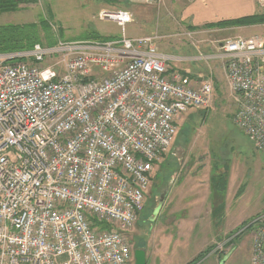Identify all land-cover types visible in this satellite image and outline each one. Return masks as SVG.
<instances>
[{"label": "built area", "instance_id": "obj_1", "mask_svg": "<svg viewBox=\"0 0 264 264\" xmlns=\"http://www.w3.org/2000/svg\"><path fill=\"white\" fill-rule=\"evenodd\" d=\"M97 18L121 35L0 54V264H133L129 233L154 166L179 116L214 93L211 70L192 79L171 64L218 63L233 121L264 155L263 35L212 40L206 50L193 40L196 55L180 57L159 52L158 35L126 36L128 11ZM247 228L249 264H264V210Z\"/></svg>", "mask_w": 264, "mask_h": 264}, {"label": "rangeland", "instance_id": "obj_2", "mask_svg": "<svg viewBox=\"0 0 264 264\" xmlns=\"http://www.w3.org/2000/svg\"><path fill=\"white\" fill-rule=\"evenodd\" d=\"M35 1L0 12V26L32 24L41 43H46L45 38L50 41L48 36L61 40L94 39L96 35L109 38L120 36L122 29L99 20L98 11H131L132 23L140 26L145 36L158 35L157 50L170 55H182L178 52L188 47L195 56L193 40L206 50L212 40L240 36L205 32L207 28L203 27L195 31L192 39H185L180 35L187 31L185 25L174 22L175 18L178 21V14L166 1L151 5L140 0ZM223 6L217 1L216 9L209 15L200 12L195 16L209 18L212 23L234 19L223 13ZM47 21L50 29L44 30ZM25 33L23 41L27 44L32 32L27 29ZM175 33L179 34L178 39L170 36ZM188 65L194 69L199 66L201 73L212 71V101L207 107L190 109L179 116L177 135L169 152L155 165L143 209L129 233L130 243L133 250L143 249L145 264H210L209 256L214 258L216 254L221 257L219 264H249L253 239L244 228L264 210V155L236 127L235 105L218 63L209 62L206 66L192 60ZM193 195L202 200L194 206V214L201 213L200 217L187 215L186 200ZM212 206L211 217L205 207ZM210 225H214V230L215 226L221 229L211 232ZM240 232L243 233L236 239Z\"/></svg>", "mask_w": 264, "mask_h": 264}, {"label": "crops", "instance_id": "obj_3", "mask_svg": "<svg viewBox=\"0 0 264 264\" xmlns=\"http://www.w3.org/2000/svg\"><path fill=\"white\" fill-rule=\"evenodd\" d=\"M164 2H168L169 5L172 8V12L173 13H177L178 14V21L176 20V18L174 19V22L177 24H183L185 25L184 27L186 28V30H197L200 27H204L207 24H211L212 22H209V18H205V19H199L195 16V13H203V14H208L216 9L215 5L217 3V1H219V3L221 5H224L223 7L225 9H223V13H225L226 15H228L227 17H232V18H236V17H243V16H249V15H254L257 13H260L259 8L257 6L256 0H163ZM176 10V11H175ZM262 13V12H261ZM231 19V18H228ZM181 22V23H179ZM134 26V29L132 28ZM197 28V29H194ZM181 30V29H180ZM210 31H217L220 32V34H222L223 36H227V35H231L233 33H238L235 35H240V36H244V37H248V36H252V35H258V34H263L264 35V24L261 25H252V26H244V27H236V28H226V29H207ZM186 32V31H185ZM124 33L127 34L128 37H139V36H145L142 30V28L140 26H136L133 23L132 24H128L125 26L124 28ZM180 33V32H178ZM184 32H182L180 35L182 37H184L182 34ZM227 34V35H226ZM171 37H175L176 39H178L179 34L175 33V34H171ZM109 40H115L117 39L119 36L117 35H109L108 36ZM185 38V37H184ZM226 38V37H225ZM186 39V38H185ZM58 39H56L57 41ZM61 40V39H60ZM84 40H68V41H85ZM92 41H100L97 39H91ZM182 52H178V53H182V55H178L180 57H188L189 55H191V49H189L187 47V50L185 49H181ZM194 50V49H193ZM177 55V54H176ZM190 62H183V63H179L177 65L171 64V67L173 69H177L179 70L181 73L188 75L190 78L195 79L199 74L201 73V69L200 67H196L195 70L193 67H191ZM203 72V71H202ZM155 166H154V174L155 175ZM152 176V178H153ZM151 178V179H152ZM206 196H203L202 199H205ZM186 200V199H185ZM186 205H188V213L187 215L190 214L191 217L195 218V217H200L201 213L198 214H194L196 211H194V206L197 202H202L201 199H196L194 197V195L190 198V200H186ZM213 208L214 206L211 207H205V210L208 212V216L212 217L213 214ZM194 211V212H193ZM261 212V211H260ZM259 213V212H258ZM257 213V214H258ZM252 217V216H251ZM216 221H214L215 223ZM217 225V224H216ZM196 226H199L198 223L196 224ZM209 230H211V232H216L218 231L219 228L218 226H215L216 230H214V225H210ZM225 245V243H223V246ZM209 258H211V263L210 264H219V261H221V257L218 256L217 254L215 255V257L213 258V255L209 256ZM228 260V258L226 259ZM236 261V260H235Z\"/></svg>", "mask_w": 264, "mask_h": 264}, {"label": "trees", "instance_id": "obj_4", "mask_svg": "<svg viewBox=\"0 0 264 264\" xmlns=\"http://www.w3.org/2000/svg\"><path fill=\"white\" fill-rule=\"evenodd\" d=\"M35 0H0V12L9 11L16 9L20 4H31L35 3ZM47 26L44 27V30H48L49 22H45ZM264 24V13H257L254 15L238 17L234 19L222 20L216 23L207 24L204 27L207 29H226V28H236L252 25H261ZM200 27L198 29H201ZM29 29L32 32V39L29 43H24V38L26 37L25 30ZM197 29V28H194ZM40 38L38 37V31L34 25L29 24L25 26L18 25H5L0 26V54L5 53H14L20 51L30 50L34 44H42L51 46L56 42V39H51L48 36L46 43L39 42ZM92 38H87L86 40H91ZM94 39L100 41H106L109 38H103L100 35H96Z\"/></svg>", "mask_w": 264, "mask_h": 264}, {"label": "water", "instance_id": "obj_5", "mask_svg": "<svg viewBox=\"0 0 264 264\" xmlns=\"http://www.w3.org/2000/svg\"><path fill=\"white\" fill-rule=\"evenodd\" d=\"M133 259L134 264H145V252L143 249H134Z\"/></svg>", "mask_w": 264, "mask_h": 264}, {"label": "bare ground", "instance_id": "obj_6", "mask_svg": "<svg viewBox=\"0 0 264 264\" xmlns=\"http://www.w3.org/2000/svg\"><path fill=\"white\" fill-rule=\"evenodd\" d=\"M129 12V11H128ZM131 12V11H130ZM129 12V13H130ZM131 14V13H130ZM132 15V14H131ZM109 22H111V21H109ZM112 23H114V22H112ZM116 24V23H115ZM117 25V24H116ZM118 26V25H117ZM119 27V26H118ZM264 36V35H263ZM192 48L194 49V51H196V49H195V47L194 46H192ZM174 56H178V55H174Z\"/></svg>", "mask_w": 264, "mask_h": 264}, {"label": "flooded vegetation", "instance_id": "obj_7", "mask_svg": "<svg viewBox=\"0 0 264 264\" xmlns=\"http://www.w3.org/2000/svg\"><path fill=\"white\" fill-rule=\"evenodd\" d=\"M245 230H246V229H245ZM245 230H244V231H245ZM244 231H243V232H244ZM243 232H240V233L236 236V239H238V238H239V235L242 234ZM245 232H246V231H245ZM246 233H247V232H246Z\"/></svg>", "mask_w": 264, "mask_h": 264}]
</instances>
